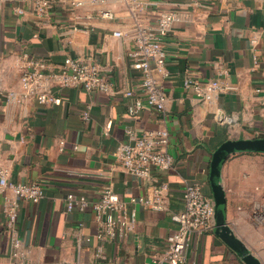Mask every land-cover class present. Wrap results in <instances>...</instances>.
I'll use <instances>...</instances> for the list:
<instances>
[{
    "label": "crops",
    "instance_id": "obj_1",
    "mask_svg": "<svg viewBox=\"0 0 264 264\" xmlns=\"http://www.w3.org/2000/svg\"><path fill=\"white\" fill-rule=\"evenodd\" d=\"M100 10L113 16L102 17ZM171 10L179 18L161 37L167 74H155L164 108L144 105L129 113L127 104L144 91L141 72L127 52L138 27L156 35L158 18ZM66 56L98 63L111 90L86 91L53 81L49 88L57 103L5 99V92L19 90L26 59L40 58L45 70L59 71ZM188 76L216 79L226 88L209 101L200 100L184 86ZM127 89L131 96L123 94ZM157 129L168 132L172 167L153 169L149 178L130 174L114 149ZM258 137H264V0H51L44 15L36 13L34 0H0V164L10 179L36 182L43 189L36 202L19 200L15 228L30 250L25 263L150 261L177 226L171 213L182 209L184 182L199 181L211 197L208 172L217 146L227 139ZM162 180L169 186L165 210L129 202ZM221 185L227 224L264 264V152L230 154L221 167ZM106 187L134 211L123 237L99 238L90 208L66 210L67 193L97 200ZM10 249L0 205V264H22ZM179 264L245 263L212 229L191 237Z\"/></svg>",
    "mask_w": 264,
    "mask_h": 264
},
{
    "label": "built area",
    "instance_id": "obj_2",
    "mask_svg": "<svg viewBox=\"0 0 264 264\" xmlns=\"http://www.w3.org/2000/svg\"><path fill=\"white\" fill-rule=\"evenodd\" d=\"M79 1L74 2L79 5ZM51 0H34L35 11L44 15ZM102 17H112L109 10H100ZM175 11L161 13L156 27L157 34L152 35L147 29L138 27L134 36V46L128 50L127 56L133 68L141 72L140 86L144 91L142 98L137 97L127 104V111L134 113L142 106L156 110L164 108L165 96L158 84L155 74H167L165 49L161 37L165 35L171 23L178 19ZM78 28V26H74ZM120 35L121 32L114 31ZM61 86H80L86 91L109 92L112 84L101 72L98 63L85 57L66 56L59 71L45 70L42 59H26L19 77V90H9L4 97L7 101H23L29 98L40 104H54L59 98L50 90L51 82ZM185 87L191 88L196 98L204 101L213 99L218 92L226 88L216 79L206 81L194 77H186ZM125 96H131V90H125ZM87 116V111L83 112ZM168 132L166 129L148 130L134 138L132 142L119 144L113 151L119 164L130 174L140 178H149L153 169L168 170L173 165V156L166 149ZM63 143V140H60ZM168 183L161 181L153 185L144 195L130 196L129 202L141 204L153 210H165L168 201ZM43 196V189L36 182H19L8 177V168L0 164V205L5 215V223L9 228L10 254L25 263L29 248L24 247L15 228L19 200L36 202ZM66 210L74 208L84 210L90 208L99 225L97 236L110 239L123 237L131 228L135 215L128 211L126 203L109 187L102 190L97 200H90L83 194L69 192L66 194ZM171 219L177 226L165 238V247L159 254L143 264H179L186 257L189 241L194 234L212 230L214 225V205L211 197L202 191L197 180L184 182L182 192V209L171 213Z\"/></svg>",
    "mask_w": 264,
    "mask_h": 264
},
{
    "label": "water",
    "instance_id": "obj_3",
    "mask_svg": "<svg viewBox=\"0 0 264 264\" xmlns=\"http://www.w3.org/2000/svg\"><path fill=\"white\" fill-rule=\"evenodd\" d=\"M238 151L264 152V137L227 139L217 146L209 164V182L214 205V232L232 248L245 264H261L246 245L233 233L225 220V195L221 185V167L227 157Z\"/></svg>",
    "mask_w": 264,
    "mask_h": 264
}]
</instances>
